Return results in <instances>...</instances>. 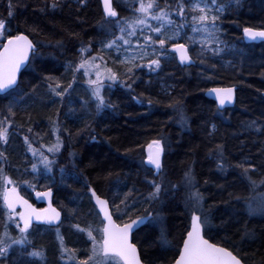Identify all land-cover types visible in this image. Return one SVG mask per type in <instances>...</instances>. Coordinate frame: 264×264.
Segmentation results:
<instances>
[{"label":"trees","instance_id":"trees-1","mask_svg":"<svg viewBox=\"0 0 264 264\" xmlns=\"http://www.w3.org/2000/svg\"><path fill=\"white\" fill-rule=\"evenodd\" d=\"M137 2L135 0V6ZM47 3L50 0H11L13 16L10 18L9 0H0V20L6 22L13 35L25 33L37 45V55L19 76V87L27 95L13 109L16 130L9 143L0 142V152L7 157L6 162L0 157V165L17 183L19 191L37 206L42 203L32 196L24 181L35 185L34 190L51 187L52 202L63 215L57 226L34 225L29 229L31 244L27 246V252H42V258L25 254V264H75L66 255L61 257L57 228L66 247L76 250V260L87 259L91 241L74 225L98 228L102 224L86 183L116 204L130 188L138 189L146 196L152 190L148 181L156 179L159 182L161 177L142 164L145 148L150 141L160 137H164L165 143L163 179L169 188L175 185L177 190L162 195L154 205L143 200L137 205L141 213L153 206L157 211L164 209L160 211L161 220H152L133 233V242L139 248L142 261L145 264L173 262L181 235L190 221L185 208L184 187L185 173L190 170L203 194L205 210L212 217L209 235L215 236L217 243L230 250L234 243L237 246L234 254H238L244 264H264V216H249L244 200H236V197L247 198L255 191L248 177L242 176L243 170L236 165L245 161L264 165V42L246 44L241 34L246 26L264 28V0H241L239 7L223 14L220 39L226 42L227 48L219 56L213 58L209 53L206 64L197 61L191 67L180 66L177 61L165 62L158 74L149 75L147 69L136 70L139 79L132 84V89L118 84L106 88L105 99L112 106L104 108L98 116H86L85 120L73 115L81 102L93 107L86 91L75 92L79 84L84 86L80 72L63 104L59 97L50 96L47 85L59 83L63 89L72 81L71 71H65L67 62H78L82 42L90 41L95 50L99 41L105 38L101 27L104 14L99 0H86L83 5L78 0H62L61 7L55 10L46 7ZM128 3L130 6L124 8L113 0L120 18L131 15L134 0ZM223 59L232 61V69L225 68ZM211 64H215L214 69L209 67ZM117 67L121 68L120 78L132 83L124 75L126 66ZM46 76L53 80L46 81ZM211 85H235V105L218 110L215 103L204 96V90ZM45 89L47 93H44ZM165 91L169 95H165ZM134 96L137 99H133ZM29 97L32 99H26ZM52 99L57 102L52 103ZM148 99L153 100V106L149 107ZM7 103L8 100L0 95V108ZM170 104L183 109L188 117L187 126H180L178 111L169 107ZM252 121L256 124L249 128ZM29 127L39 135L28 133ZM53 127L60 129L63 151L70 159L63 167L66 170L63 180L60 171L55 175L52 173L54 183L41 171V176L34 179L30 168L33 160L23 142L24 135H29L36 141L33 146L38 147L39 142L48 141ZM217 145L223 146V170L219 166L220 157L214 154ZM249 176L256 185L261 183L264 168L250 170ZM135 214L129 212L117 219V223H124ZM5 217L6 209L0 199V234L7 222L9 235L17 238L19 230ZM161 230L166 233L169 245L160 242ZM245 230L253 235L247 236ZM93 234L99 239L98 232ZM225 240L231 243L224 245ZM19 253V246L13 245L4 264H14L12 257Z\"/></svg>","mask_w":264,"mask_h":264},{"label":"snow or ice","instance_id":"snow-or-ice-1","mask_svg":"<svg viewBox=\"0 0 264 264\" xmlns=\"http://www.w3.org/2000/svg\"><path fill=\"white\" fill-rule=\"evenodd\" d=\"M85 2L86 0H78L81 5ZM240 3L241 0H163V3L160 0H148L147 3L145 0H138V7H136L134 0L132 14L129 17L120 18L116 8L113 7V0H103L104 23L101 27L105 38L99 41L101 45L99 51L93 55L92 43L90 41L86 44L82 42L78 50V62L70 60L65 67L66 72L71 71L72 81L63 89L59 83L53 86V83L49 82L47 85L49 94L52 97H59L63 104L66 95L69 94V89H72L73 83L76 82V74L83 70L82 75L88 77L86 83L95 99L97 113H100L104 108L112 106L102 95L105 81H111L113 84L119 82L124 87L132 89V84H135L139 79L136 76V70L147 69L149 75L158 74L162 70V64L170 61H178L185 67H191L197 61L204 65L210 59L209 53L214 58L227 48L226 42L220 39L221 17L229 9L239 7ZM61 5L62 0H50L46 7L55 10ZM12 16V4L9 0V17ZM117 32L119 35L116 34ZM243 33L251 41L264 40V28L245 27ZM133 38H135V42H133ZM181 40L184 42L181 43ZM196 44H199V48L194 47ZM59 46L62 47V43ZM101 53H107L109 58L114 57V64L118 62L125 65L124 75L132 83L121 80L116 72L108 68L105 55ZM36 55L37 45L27 35L22 32L13 35L6 22L0 20V95L8 100V103L0 108V142L4 144L9 143L12 132L16 130L13 109L27 95L19 87L18 74ZM209 67L214 69L215 64H211ZM93 74L95 79L91 78ZM45 80L52 81L53 78L46 76ZM213 93L221 106L226 102H232L234 98L232 88L210 89L209 95ZM165 95H169V93L165 91ZM133 99L137 98L134 96ZM51 102L56 103L57 101L52 99ZM137 102L143 103L142 100H137ZM147 103L151 107L154 102L152 99H148ZM169 107L178 111L177 122L180 126L182 128L187 126L188 117L183 109H178L176 104H170ZM255 124L256 121H252L248 127L251 128ZM27 132L35 136L39 135L34 133L32 127H29ZM57 132L58 128H54L52 134L56 135ZM23 142L27 146V151L37 161L30 165L34 179L41 176L40 166H42L43 176L52 179L54 183L52 173L57 160L50 159L48 155H45V151L42 150L45 148L43 144L40 145V148L34 147L33 144L36 141L30 139L29 135H24ZM62 147L61 138L56 135V143L47 147L46 151L55 157L60 153ZM147 152V159L142 161V164L149 166L150 172L154 169V174L160 176L161 179L159 182L156 179L148 181L152 190L146 196L138 189L130 188L124 194L123 199H120L119 204H116L115 201H110L105 196L98 194L97 189L86 183L91 200L94 202L93 207L96 209V215L102 216L100 221L102 227L93 228L89 225L87 228H81L79 224L74 225L78 232L86 234L92 245L91 253L87 259L80 261L76 260V250L66 247L64 238L57 228V238L60 241L59 251L62 258L66 255L75 264H142L137 245L133 242V230L148 225L152 220H161L160 211L164 209L161 208L160 211H157L153 206L144 209L141 213L137 210V205L141 200L149 205H154L155 202L161 200L162 195L166 196L169 192L177 190L175 185L169 188L163 179L164 137L152 140L147 146ZM214 154L220 157L219 166L223 170V146L217 145ZM0 157L6 162L7 157L4 152H0ZM236 167L243 170L242 176L248 177L253 190H255L256 181L251 180L249 172L254 168H264V165H253L245 161L237 164ZM59 171L63 180L66 170L60 168ZM24 183L29 187H35L29 181H24ZM261 183H264V180ZM184 187L186 189L185 208L189 214L190 223L181 235V244L174 255L173 264H242V258H238V254H234L237 248L234 243L227 240L223 242L224 245L231 243L232 250H230L228 246L217 243L215 236L209 235L213 227L212 217L205 210L203 194L197 188L190 170L185 173ZM52 194V189L48 188L47 191L36 192V197L50 200ZM0 199L6 209L7 221H13L20 234L17 238L11 237L8 233L9 225L7 222L5 223L4 232L0 234V264H4V261L9 259V249H12L13 245L20 248V253L14 264H25V254L28 257L42 258V252H27V246L31 244L28 239L31 234L29 229L33 227V221L49 226L57 225L61 221V212L53 208L51 203L43 209L33 207L27 199L20 195L17 183L6 175L2 165H0ZM241 199L244 200L249 216H264V193L247 198L236 197L238 202ZM17 207L21 211L17 212ZM129 212L136 214L129 216L127 222L117 223V219L128 215ZM114 215H116V219L113 218ZM94 232L99 233V239L93 234ZM245 234L249 237L253 235L247 230H245ZM160 242L163 245L170 244L163 230L160 232Z\"/></svg>","mask_w":264,"mask_h":264},{"label":"rangeland","instance_id":"rangeland-1","mask_svg":"<svg viewBox=\"0 0 264 264\" xmlns=\"http://www.w3.org/2000/svg\"><path fill=\"white\" fill-rule=\"evenodd\" d=\"M117 1H118V3H119L120 5H122L124 8L130 6V4L128 3L129 0H117ZM137 1H138V0H137ZM147 2H148V1H147ZM147 2H146V3H147ZM136 7H138V2H137ZM131 9H132V10H130V11L132 12V11H133V8H131ZM131 14H132V13H131ZM116 34L119 35L118 32H117ZM190 34H191V33H190ZM197 38H199V37H197ZM109 39H110V37H109ZM133 42H135V38H133ZM100 47H101V45L98 44V46H96L95 50H93V53H92V54H93V55H96L97 52L99 51ZM194 47H195V48H199V44H196ZM101 54L105 55V60H106V63H107V67H108V68H111L114 72H116V73L118 74V72L121 71V68H118L117 66H120V67H121L122 64H120V63H118V62L114 64V63H113V59H114V57H113V58H109V56L107 55V53H101ZM145 62H146V61H145ZM222 62H223V64H224V66H225L226 69H232V61H231L230 59H223ZM97 63H99V61H97ZM102 71H103V69H102ZM80 73H81V77H82V81H83V85H84V86L82 87V85L79 84L78 87L75 88V92H76V93H81L82 91H83V92H84V91L87 92L88 96H90V98L88 99V102H89L90 104H92V106H93L92 109H94V113H93V111L91 110V108L87 105L86 102H81V105H80L78 108H75V109H74V113H73V115L78 116V119L83 118V120H85V119H86L87 117H89V116H92V115L94 116V114H95V116L100 115V114L102 113V111H101L100 113H97L95 99L92 97V95H91V89L89 88L88 84L86 83L88 77H85V76L82 75L83 70H81ZM119 73H120V72H119ZM119 75H120V74H118V76H119ZM119 77H120V76H119ZM91 78L95 79V75L93 74ZM120 79H121V78H120ZM121 80H123V79H121ZM116 84H118V85H122V84L119 83V82L113 84L111 81H105L104 89L102 90V95L104 96V98H105L104 92L106 91L105 89H106V88L111 89V88H113L114 85H116ZM109 85H110V87H109ZM80 86H81V87H80ZM122 86H123V85H122ZM82 88H83V89H82ZM44 93H47V89H45ZM42 97H43V96H42ZM38 98H40V97H38ZM26 99H32V98L29 97V98H26ZM41 99H46V98H41ZM47 99H48V98H47ZM77 100H80V99H77ZM105 100H106V99H105ZM27 102H28V101L26 100L25 105L27 104ZM27 106H29V105H27ZM86 116H87V117H86ZM57 128H58V127H57ZM53 129H54V127H53L52 130H51L52 133H53ZM52 133H51V136L49 137V139H48L47 142H39V145L43 144V145L45 146V148L42 149L43 151H45V155H48L50 159H53V158H54V159L57 160V163H56V164L54 165V167H53V174L55 175V174H58V173H59L58 171H59L60 168H63V167L66 166V163L69 162L70 159H69V155H68L66 152L63 151L64 143H63V140H62V137H61V131H60L59 128H58V132L56 133V135H59V136H60L61 141H62V143H63V147L61 148L60 153H58L55 157H53L52 154L47 153L46 148L56 143V135H53ZM36 148H40V146H38V147H36ZM147 155H148V152L146 151V153H145V158H147ZM30 157L32 158L33 162H37V161H35V160L33 159V157L31 156V153H30ZM63 161H64V162H63ZM40 171H41V172L44 171L42 166H40ZM152 171H153V174H154L155 170L153 169ZM154 175H155V174H154ZM27 188H28V190H29V189L31 190V192H32V196L38 201L39 199L36 197V192L41 191L42 189L34 190L33 187H29V186H27ZM43 189H45V188H43ZM262 193H264V183H259V184L256 185V187H255V191L253 192V194H252L251 196H256V195H259V194H262ZM1 201H2V199H1ZM243 204H244V202H243ZM244 208H245V210H246L245 204H244ZM246 211H247V210H246ZM17 212H18V211H17ZM254 216H260V215H254ZM5 218L7 219V216H6ZM17 219H18V218H17ZM8 222H13V221H8ZM13 223H14V222H13ZM17 258H18V256H17V254H15V255L12 257V261H16Z\"/></svg>","mask_w":264,"mask_h":264},{"label":"water","instance_id":"water-1","mask_svg":"<svg viewBox=\"0 0 264 264\" xmlns=\"http://www.w3.org/2000/svg\"><path fill=\"white\" fill-rule=\"evenodd\" d=\"M99 2H100V5H101V8H102V12H103V0H99ZM248 27H250V26H248ZM253 28H255V27H253ZM244 29V28H243ZM243 29H242V37H243V40L246 42V43H260V42H264V40H255V41H251V40H249V39H247L245 36H244V33H243ZM25 34V33H24ZM15 35V34H14ZM26 35V34H25ZM28 36V35H27ZM29 37V36H28ZM29 39H30V37H29ZM31 40V39H30ZM181 42V41H180ZM34 43V42H33ZM181 43H183V42H181ZM177 63H178V61H177ZM179 64V63H178ZM28 65V64H27ZM27 65H25L22 69H21V72L26 68V66ZM181 66H183V65H181ZM21 74V73H20ZM20 74H18V80H19V76H20ZM213 88H232L233 90H234V93H233V101L232 102H226L223 106H221V105H219V102L216 100V98H215V94L213 93V94H211V95H209V91H210V89H213ZM204 96L206 97V98H208V99H210V100H212L214 103H215V105H216V107H217V109L218 110H224V109H226V108H232L234 105H235V102H236V86L235 85H211V86H209V87H207L206 89H205V91H204ZM147 159V158H146ZM146 159H145V161H146ZM51 188V187H50ZM48 189V188H47ZM47 189H44V190H41V191H39V192H43V191H47ZM52 189V188H51ZM19 191V190H18ZM19 193H20V195L21 196H23L22 194H21V192L19 191ZM52 193H53V190H52ZM90 194V193H89ZM24 197V199H27L28 201H29V203L30 204H32L33 205V207H35V208H37V209H43V208H47L48 206H49V203H51V206L53 207V208H55L57 211H60L61 212V220H62V211L57 207V206H55L54 204H53V202L51 201V199L49 200L48 198H39L40 199V201H42L45 205L44 206H42V207H39V206H37V205H35L30 199H28V198H26L25 196H23ZM90 197H91V195H90ZM52 198V197H51ZM92 201V200H91ZM3 202V201H2ZM92 203L94 204V202L92 201ZM16 210H18V211H21V209L19 208V207H17V209ZM114 218V217H113ZM100 219H102V216L100 217ZM115 219V218H114ZM61 222V221H60ZM59 222V223H60ZM127 222V221H126ZM58 223V224H59ZM189 223H190V221H189ZM57 224V225H58ZM34 225H45V226H49V225H46V224H40V223H38V222H36V221H33V226ZM57 225H53V226H57ZM51 227V226H50ZM140 227H142V226H140ZM139 229V228H138ZM138 229H134L133 230V233L136 231V230H138ZM137 249H138V252H139V255H140V251H139V248L137 247ZM140 258H141V255H140ZM239 258V257H238ZM141 262H142V264H145L143 261H142V258H141ZM171 264H173V262L171 263ZM242 264H244V262L242 261Z\"/></svg>","mask_w":264,"mask_h":264},{"label":"flooded vegetation","instance_id":"flooded-vegetation-1","mask_svg":"<svg viewBox=\"0 0 264 264\" xmlns=\"http://www.w3.org/2000/svg\"><path fill=\"white\" fill-rule=\"evenodd\" d=\"M246 27H248V26H246ZM244 28H245V27H244ZM241 34H242V31H241ZM242 40H243V37H242ZM243 42L246 43L244 40H243ZM260 43H261V42H260ZM246 44H256V43H246ZM180 66H181V65H180ZM150 142H151V141H150ZM150 142H149V143H150ZM147 146H148V145H147ZM147 146H146V148H147Z\"/></svg>","mask_w":264,"mask_h":264},{"label":"bare ground","instance_id":"bare-ground-1","mask_svg":"<svg viewBox=\"0 0 264 264\" xmlns=\"http://www.w3.org/2000/svg\"><path fill=\"white\" fill-rule=\"evenodd\" d=\"M205 91V90H204ZM92 111H93V113H94V109H91ZM92 202V201H91ZM3 204V203H2ZM93 204V203H92ZM4 206V205H3ZM96 210V209H95Z\"/></svg>","mask_w":264,"mask_h":264}]
</instances>
